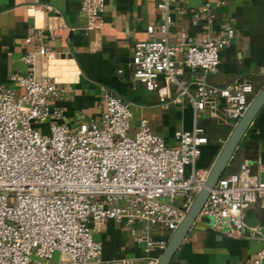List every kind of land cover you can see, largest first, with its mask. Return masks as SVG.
Returning <instances> with one entry per match:
<instances>
[{"label": "built area", "instance_id": "built-area-1", "mask_svg": "<svg viewBox=\"0 0 264 264\" xmlns=\"http://www.w3.org/2000/svg\"><path fill=\"white\" fill-rule=\"evenodd\" d=\"M104 7V0H80L85 31L98 35ZM161 15L159 38L133 45L132 79L148 91L155 90L160 102L187 100L194 114L215 115L220 109L233 125L254 96L252 87L238 80L216 87L204 80V75L215 72L219 50L232 39L233 31L218 37L204 35L199 45H170L166 5L161 6ZM202 15H209L207 5L192 14V21ZM152 31L146 28L147 33ZM178 53L181 61L176 59ZM48 56L49 50L39 47L21 56L20 62L31 66L36 57ZM183 70L200 74L185 83L179 79ZM158 78L162 85L156 88ZM9 80L21 92L0 87V264H42L53 254L57 264H103L101 245L92 238L89 221L152 223L169 232L176 228L207 173L194 167L207 141L200 125L175 130L172 145L153 133L144 117L129 132V103L100 87L103 108L98 118L70 129L61 122L62 109L52 103L67 89L47 77L35 79L29 72L11 74ZM170 86L175 89L173 97ZM31 122L45 127L34 129ZM255 203L264 208V181L249 180L244 170L221 175L196 218L210 230L238 236L245 227L239 212ZM248 228L260 234L264 218ZM137 240L145 250L165 246L147 234ZM156 260L149 257L145 264ZM249 262H264V245Z\"/></svg>", "mask_w": 264, "mask_h": 264}, {"label": "crops", "instance_id": "crops-1", "mask_svg": "<svg viewBox=\"0 0 264 264\" xmlns=\"http://www.w3.org/2000/svg\"><path fill=\"white\" fill-rule=\"evenodd\" d=\"M104 1L102 28L94 35L85 31L80 0H0V87L19 94L21 90L9 80L14 73L49 78L67 89L52 103L62 109L61 122L70 129L98 118L103 108L100 87L129 103V132L144 117L150 130L172 145L175 130H189L196 123L203 128L207 141L194 167L208 170L232 121L220 109L215 115L205 111L194 114L187 100L180 104L167 99L160 102L155 90H146L131 77L133 45L159 38L162 5H166L171 19L167 33L170 45H199L204 35L218 37L231 29L232 39L219 50L215 72L204 75V80L216 87L236 80L246 82L255 95L264 85V0ZM204 5L209 15L193 22L192 14ZM43 6L48 9L43 11ZM30 7L38 8L31 11ZM147 27L152 33L146 32ZM39 47H46L49 56L36 57L31 66L21 64V56ZM176 59L181 61L182 53ZM199 74V70H183L179 79L188 83ZM155 85L160 87L162 80L158 78ZM169 94L175 95L174 87H169ZM241 170L251 181H264V104L237 142L222 175ZM239 215L245 227L238 236L210 230L201 218H195L170 264H250L252 254L264 245V228L255 234L248 227L261 222L264 208L255 203ZM87 226L101 245L99 257L103 264H145L149 257H158L161 250H145L137 237L147 234L154 242L166 243L171 233L156 224L137 221L105 219L100 223L89 221ZM57 260L53 254L41 263L57 264Z\"/></svg>", "mask_w": 264, "mask_h": 264}, {"label": "water", "instance_id": "water-1", "mask_svg": "<svg viewBox=\"0 0 264 264\" xmlns=\"http://www.w3.org/2000/svg\"><path fill=\"white\" fill-rule=\"evenodd\" d=\"M264 104V85L250 99L245 110L232 125L226 136L221 148L215 156L213 162L207 170L202 187L196 192L188 210L177 224L176 228L171 231L165 246L161 250L154 264H170L171 260L183 241L187 231L194 222L207 194L216 179L222 175L224 167L230 158L233 149L243 135L244 131L252 121L255 114Z\"/></svg>", "mask_w": 264, "mask_h": 264}, {"label": "rangeland", "instance_id": "rangeland-1", "mask_svg": "<svg viewBox=\"0 0 264 264\" xmlns=\"http://www.w3.org/2000/svg\"><path fill=\"white\" fill-rule=\"evenodd\" d=\"M31 127L34 128V129H38V130H41L45 127L44 124H41V123H36V122H31L30 123ZM177 200V199H175Z\"/></svg>", "mask_w": 264, "mask_h": 264}]
</instances>
